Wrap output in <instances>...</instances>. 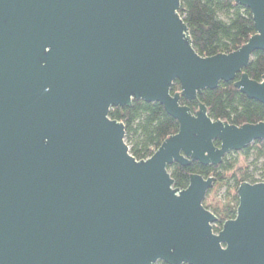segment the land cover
<instances>
[{"label":"water","instance_id":"obj_1","mask_svg":"<svg viewBox=\"0 0 264 264\" xmlns=\"http://www.w3.org/2000/svg\"><path fill=\"white\" fill-rule=\"evenodd\" d=\"M233 1L255 34L201 57L180 0H0V264H264V182L240 184L235 218L214 233L203 201L215 179L179 190L167 171L264 142V121L180 104L232 82L264 107V75L244 72L264 51V0ZM139 101L178 123L143 161L109 117Z\"/></svg>","mask_w":264,"mask_h":264},{"label":"trees","instance_id":"obj_2","mask_svg":"<svg viewBox=\"0 0 264 264\" xmlns=\"http://www.w3.org/2000/svg\"><path fill=\"white\" fill-rule=\"evenodd\" d=\"M178 13L188 28L193 49L201 57L233 53L255 34L250 12L233 0H180ZM244 72L255 82L262 80L264 51L252 55ZM180 90V84L174 82L171 94ZM199 103L205 106L212 121L237 127L264 121V107L242 95L232 82H221L215 90L203 91L195 101L180 100L193 114ZM109 117L124 125V141L136 161L150 158L167 138L178 132V123L156 103L132 102L129 108L111 109ZM214 144L218 146L217 142ZM167 171L173 187L179 190L187 188L191 175L215 179L203 207L217 218L213 232L218 233L224 222L236 216V192L240 184L264 182V142L256 141L243 151L228 153L218 166H202L197 162L188 167L172 164ZM221 190L224 195L219 198Z\"/></svg>","mask_w":264,"mask_h":264},{"label":"rangeland","instance_id":"obj_3","mask_svg":"<svg viewBox=\"0 0 264 264\" xmlns=\"http://www.w3.org/2000/svg\"><path fill=\"white\" fill-rule=\"evenodd\" d=\"M223 195H224V191L221 190V191L219 192V194H218V197L221 198Z\"/></svg>","mask_w":264,"mask_h":264}]
</instances>
